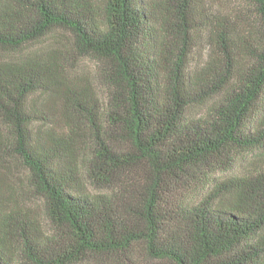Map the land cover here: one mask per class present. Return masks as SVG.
<instances>
[{
    "label": "trees",
    "instance_id": "1",
    "mask_svg": "<svg viewBox=\"0 0 264 264\" xmlns=\"http://www.w3.org/2000/svg\"><path fill=\"white\" fill-rule=\"evenodd\" d=\"M248 1L0 0V264H264V168L225 178L264 158Z\"/></svg>",
    "mask_w": 264,
    "mask_h": 264
},
{
    "label": "rangeland",
    "instance_id": "2",
    "mask_svg": "<svg viewBox=\"0 0 264 264\" xmlns=\"http://www.w3.org/2000/svg\"><path fill=\"white\" fill-rule=\"evenodd\" d=\"M215 4L218 10L226 14H231L235 18H239L242 19L243 21H250V22H255L256 20L254 16V7L248 0H218V2L217 3L215 2ZM62 35L69 42L71 47L70 50L74 51L73 49H75L74 47L75 41L73 36L70 33H63ZM208 51L209 49L207 45L203 47L202 46L198 47L197 52H195L192 56L193 64H195L196 66L203 64L205 59L207 58ZM71 54L72 55L68 54L69 55L68 58L74 57L73 60L69 61V69L71 71L72 76H74L78 80H83L86 78L93 80L94 66L91 63V61L82 60L75 57L76 56L75 52H72ZM262 168H264V158L256 160L253 157H247L246 160L238 164L234 172L228 173V175H226L225 178L230 176L241 175V174L253 173ZM1 171L6 172V169H1ZM9 184H11L14 191H16V196L19 199H23V198L27 199V196L29 197V193L27 194V191H29V187L27 185L26 174L22 168H18V167L15 168L14 174L12 175ZM29 204L32 208L35 209L36 213L42 216L43 209L40 202L30 201Z\"/></svg>",
    "mask_w": 264,
    "mask_h": 264
}]
</instances>
